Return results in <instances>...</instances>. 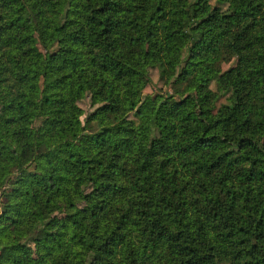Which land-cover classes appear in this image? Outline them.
<instances>
[{"label": "trees", "instance_id": "obj_1", "mask_svg": "<svg viewBox=\"0 0 264 264\" xmlns=\"http://www.w3.org/2000/svg\"><path fill=\"white\" fill-rule=\"evenodd\" d=\"M0 264H264V0H0Z\"/></svg>", "mask_w": 264, "mask_h": 264}, {"label": "rangeland", "instance_id": "obj_2", "mask_svg": "<svg viewBox=\"0 0 264 264\" xmlns=\"http://www.w3.org/2000/svg\"><path fill=\"white\" fill-rule=\"evenodd\" d=\"M234 63V61H229V62H224L222 64L223 70L228 68ZM151 78L152 82L146 86L144 92L146 93H151L155 91H161L162 93L170 92V89L168 86L164 85L161 81L158 79V73L155 69L151 70ZM223 101V99L220 100V103ZM80 107L83 109L84 114L82 116V119L85 118V116L93 110V106L90 104L89 97L86 96L84 97L80 102H79Z\"/></svg>", "mask_w": 264, "mask_h": 264}]
</instances>
